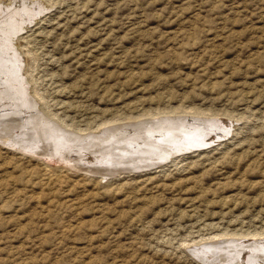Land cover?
<instances>
[{"label": "rangeland", "instance_id": "rangeland-1", "mask_svg": "<svg viewBox=\"0 0 264 264\" xmlns=\"http://www.w3.org/2000/svg\"><path fill=\"white\" fill-rule=\"evenodd\" d=\"M0 13V264H264V0Z\"/></svg>", "mask_w": 264, "mask_h": 264}, {"label": "bare ground", "instance_id": "bare-ground-1", "mask_svg": "<svg viewBox=\"0 0 264 264\" xmlns=\"http://www.w3.org/2000/svg\"><path fill=\"white\" fill-rule=\"evenodd\" d=\"M22 5H23V4H22ZM17 8H18V7H17ZM28 8H29V7H28ZM21 10H22V9H21ZM6 11H7V10H6ZM1 13H2V12H1ZM1 13H0V14H1ZM9 25H10V24H9ZM13 26H14V25H13ZM7 30H8V29H7ZM12 30H13V29H12ZM2 32H3V31H2ZM4 33H5V32H4ZM2 34H3V33H2ZM2 34H1V35H2ZM8 34L10 35L9 32H8ZM7 36H8V35H7ZM5 37H6V36H5ZM1 39H2V38H1ZM7 39H8V37H7ZM5 40H6V39H5ZM8 40H9V39H8ZM5 42H6V41H5ZM0 46H1V45H0ZM1 48H2V47H1ZM3 49H4V48H3ZM9 51H10V50H9ZM1 52H2V51H1ZM3 54H4V53H3ZM6 54H7V53H6ZM8 55H10V54H8ZM15 55H16V54H15ZM7 60H8V59H7ZM9 60H10V59H9ZM4 62H5V61H4ZM11 62H12V61H11ZM25 62H27V61H25ZM7 63H8V62H7ZM15 63H16V62H15ZM2 64H3V62H2ZM24 64H25V63H24ZM5 65H6V63H5ZM8 66H9V64L7 65V67H8ZM15 66H16V64H15ZM17 66H19V65H17ZM13 67H14V66H13ZM21 67H22V66H21ZM3 68H4V67H3ZM7 69H9V68H7ZM1 71H3V70H1ZM17 71H18V70H17ZM3 72H4V71H3ZM5 73H6V72H5ZM2 74H3V73H2ZM12 75H13V73H12ZM2 81H3V80H2ZM18 82H19V81H18ZM18 84H19V83H18ZM23 87H24V86H23ZM5 88H6V87H5ZM16 88H17V87H16ZM8 89H9V88H8ZM24 89H25V88H24ZM0 90H1V89H0ZM27 92H28V91H27ZM34 95H37V93L35 92ZM26 97H28V96H26ZM26 97H25V98H26ZM15 98H16V97H15ZM6 99H7V98H6ZM26 101H28V99H27ZM26 101H25V102H26ZM13 102H14V100H13ZM22 102H24V101H22ZM14 103H15V102H14ZM27 105H28V102H27ZM29 105H30V104H29ZM6 109H7V108H6ZM24 109H25V108H24ZM5 111H6V110H5ZM21 111H22V110H21ZM26 111H28L27 108H26ZM24 112H25V111H24ZM12 114L14 115V113H12ZM25 114H26V113H25ZM3 115H4V114H3ZM3 115H2V116H3ZM10 115H11V113H10ZM22 115H24V114H22ZM26 115H27V114H26ZM5 116H7V115H5ZM16 116H17V115H16ZM11 117H12V116H11ZM14 117H15V116H14ZM22 117H24V116H22ZM22 117H20V118H22ZM25 117H26V116H25ZM29 117H30V115H29ZM33 117H34V116H33ZM1 118H2V117H1ZM1 118H0V119H1ZM6 118H8V116H7ZM9 118H10V117H9ZM4 119H5V118H4ZM4 119H3V122L6 121V119H5V120H4ZM9 120H10V119H9ZM19 120L21 121V119H19ZM25 120H26V119H25ZM25 120H24V122H27V121H25ZM37 120H38V119H37ZM16 121H18V120H16ZM20 121H18V122H20ZM140 121H141V120H140ZM193 121H194V120H193ZM1 122H2V121H1ZM3 122H2V124H3ZM29 122H31V121H29ZM48 122L50 123L51 121H47V123H48ZM137 122H138V121H136V123H137ZM149 122H150V121H149ZM158 122H159V121H158ZM160 122H161V121H160ZM196 122H197V121H196ZM224 122H225V121H224ZM44 123H45V122H44ZM47 123H46V125H47ZM199 123L201 124V122H199ZM5 124H6V123H5ZM25 124H26V123H25ZM42 124H43V122H42ZM55 124H56V123H55ZM185 124H186V123H185ZM196 124H197V123H196ZM202 124H203V123H202ZM23 125H24V123H23ZM46 125H45V126H46ZM58 125H59V124H58ZM117 125H118V124H117ZM123 125H124V124H123ZM154 125H156V124L154 123ZM21 126H22V125H21ZM50 126H51V124H50ZM53 126H55V125L52 124V127H53ZM120 126H121V125H120ZM130 126H131V125H130ZM133 126H134V125H133ZM136 126H137V125H136ZM159 126H160V124H159ZM159 126H158V123H157V127H159ZM22 127H23V126H22ZM27 127H28V125H27ZM33 127H34V126H33ZM40 127H41V126H40ZM40 127H39V128H40ZM47 127H49V126H47ZM115 127H116V126H115ZM121 127H122V126H121ZM131 127H132V126H131ZM152 127H153V126H152ZM152 127H151V128H152ZM184 127H185V126H184ZM196 127H198V126H196ZM4 128H5V130L10 131V130H12L13 128H14V129H19L20 127H19V123L16 124L15 122H13V123H11V125H9L8 127H4ZM25 128H26V126H25ZM56 128H57V126H56ZM117 128H118V127H117ZM126 128H127V127H126ZM129 128H130V127H129ZM146 128H147V127H146ZM151 128H150V131H151ZM1 129H2V128H1ZM23 129H24V128H23ZM41 129H42V128H41ZM41 129H40V130H41ZM43 129H44V128H43ZM98 129H99V128H98ZM112 129H113V128H112ZM135 129H137V127H135ZM138 129H139V128H138ZM189 129L192 130L191 127H189ZM2 130H3V129H2ZM25 130H26V129H25ZM48 130H53V129L49 128ZM56 130H57V129H56ZM63 130H64V129H63ZM107 130H108V129H107ZM121 130H122V128H121ZM127 130H128V129H127ZM133 130H134V129H133ZM153 130H155V127H154ZM190 130H189V131H190ZM193 130H194V128H193ZM198 130H200V129H198ZM19 131H20V130H19ZM28 131H29V130H28ZM32 131H33V130H32ZM129 131H130V130H129ZM139 131H140V130H139ZM156 131H157V130H156ZM158 131H159V130H158ZM200 131H201V130H200ZM200 131H198V132H200ZM2 132H3V131H2ZM10 132H11V131H10ZM26 132H27V131H26ZM26 132H23V133H26ZM46 132H48V131H46ZM54 132H56L55 129H54ZM59 132H60V131H59ZM131 132H134V131L131 130ZM147 132H149V130H148ZM151 132H152V131H151ZM153 132H155V131H153ZM167 132H168V131H167ZM185 132H186V131H185ZM34 133H35V131L33 132V134H34ZM44 133H45V131H44L42 134L44 135ZM50 133H52V132H50ZM65 133H66V132H65ZM65 133H64V134H65ZM69 133H70V132H69ZM76 133H77V132H76ZM109 133H110V132H109ZM109 133H108V134H109ZM111 133H112V132H111ZM128 133H129V132H128ZM128 133H127V134H128ZM155 133H156V132H155ZM155 133H152V134L154 135ZM157 133H158V132H157ZM164 133H165V132H162V135H159V136H160V137L163 136ZM168 133H169V132H168ZM171 133H172V132H171ZM186 133H187V132H186ZM193 133H194V136H195V134H197V133H195L194 131H193V132H190V133H187V134H186V137H187V138L185 137L186 139H184V141H183V143H184L185 141L190 142L191 144H190L189 146H190L191 149L198 147V146H195V144H194L196 141H194L195 138H194V136H193ZM48 134H49V133H48ZM64 134H63V135H64ZM130 134H131V133H130ZM160 134H161V133H160ZM181 134H182V133H181ZM183 134H184V133H183ZM201 134H202V133H201ZM55 135H56V134H55ZM66 135H67V134H66ZM66 135H65V136H66ZM69 135H70V134H69ZM71 135H73V133H72ZM74 135H75V134H74ZM74 135H73V136H74ZM119 135H120V134H119ZM170 135H171V134H170ZM172 135H173V134H172ZM172 135H171V136H172ZM0 136H2V135H0ZM39 136H40V135H39ZM53 136H54V135H53ZM75 136H76V135H75ZM75 136H74V137H75ZM78 136H79V135H78ZM83 136L86 137V135H83ZM87 136H88V135H87ZM90 136H91V135H90ZM92 136H93V135H92ZM95 136H96V134H95ZM112 136H113V135H112ZM164 136H167V134H164ZM173 136H174V135H173ZM179 136H180V134H179ZM182 136H183V135H182ZM184 136H185V135H184ZM21 137H22V135H21ZM32 137H33V136H32ZM44 137H45V136H44ZM49 137H50V136H49ZM68 137H70V136H68ZM71 137H72V136H71ZM79 137H80V136H79ZM97 137H98V136H97ZM97 137H96V139H98ZM107 137H108V136H107ZM123 137H124V135L121 137L122 140H123ZM127 137L129 138L128 135H127ZM130 137H132V136H130ZM195 137L197 138L198 136H195ZM200 137H201V136H200ZM2 138H3V137H2ZM2 138H0V140H2ZM4 138H5V137H4ZM4 138H3V139H4ZM64 138H66V137H64ZM83 138H84V137H83ZM88 138H89V137H88ZM88 138H86V139H88ZM117 138H118V136H117ZM125 138H126V137H125ZM133 138H134V137H133ZM174 138H176V137H174ZM20 139H21V138H20ZM33 139L35 140V138H33ZM66 139H67V138H66ZM66 139H65V140H66ZM72 139H73V137H72ZM78 139H79V138H77V140H78ZM80 139H81V138H80ZM91 139H92V138H91ZM93 139H94V136H93ZM155 139H156V138H155ZM155 139H153L154 141L150 140L149 142L146 143V145L148 146V148H150V149H156V148H153V146H158L159 148H162V147H163L162 145H164L165 143H167L165 140H163V138H160V139L158 138V139H156V140H155ZM165 139H167V138H165ZM171 139H172V138H171ZM5 140H6V138H5L3 141H5ZM28 140H29V139H28ZM36 140H37V139H36ZM38 140H39V139H38ZM67 140H68V139H67ZM88 140H89V139H88ZM135 140H136V138L134 139V141H135ZM138 140H139V139H138ZM141 140H142V138H141ZM147 140H148V139H147ZM167 140L169 141V138H168ZM10 141H12V142H8V141H7V142H8V144H9L10 146L12 145L11 147H13V145H15V144H16V146H17V143H15L14 140H10ZM61 141H62V140H61ZM63 141H64V140H63ZM68 141L70 142V140H68ZM74 141H75V139H74ZM78 141H79V140H78ZM89 141L91 142V140H89ZM94 141H95V140H94ZM109 141H110V139H109ZM115 141H116V140H115ZM117 141H118V139H117ZM117 141H116V142H117ZM197 141H198V140H197ZM0 142H2V141H0ZM19 142H20V141H18V143H19ZM175 142H178V144H180L179 141H175ZM181 142H182V141H181ZM5 143H6V142H5ZM77 143H78V142H77ZM82 143H83V141H82ZM82 143H81V144H82ZM92 143H94V142H92ZM96 143H97V141H96ZM140 143H144V142H140ZM186 143H187V142H186ZM199 143H200V142H199ZM39 144H40V143H39ZM43 144H44V143H43ZM52 144H53V143H52ZM79 144H80V143H79ZM132 144H133V143H132ZM200 144H201V143H200ZM19 145H20V144H19ZM19 145L17 146L18 149H19V150H23V149L19 148V147H20ZM28 145H29V144H28ZM76 145H77V144H75V146H76ZM97 145H98V144H97ZM100 145H102V143H101ZM128 145H129V144H128ZM140 145H141V144H140ZM165 145H166V144H165ZM198 145H199V144H198ZM84 146H85V145H84ZM86 146H87V145H86ZM98 146H99V145H98ZM106 146H107V145H106ZM117 146H118V145H117ZM119 146H120V145H119ZM144 146H145V145H144ZM150 146H151V147H150ZM17 147H16V149H17ZM62 147H63V146H62ZM68 147H69V146H68ZM80 147H81V146H80ZM131 147H132V146H131ZM165 147H166V146H165ZM180 147H181V146H180ZM22 148H23V147H22ZM100 148H101V147H100ZM133 148H134V146H133ZM140 148H142V147H140ZM97 149H99V148H97ZM109 149H110V147H109ZM109 149H108V150H109ZM25 150H26V149H25ZM61 150H62V149H61ZM108 150H107V151H108ZM116 150H117V149H116ZM132 150H133V149H132ZM136 150H137V149H136ZM141 150H144V149H141ZM146 150H147V149H145V151H146ZM161 150H162V149H161ZM165 150H166V149H165ZM176 150H177V149H176ZM26 151H27V150H26ZM122 151H123V150H122ZM130 151H131V150H130ZM67 152H68V151H67ZM67 152H66V153H67ZM69 152H70V151H69ZM99 152H100V150H99ZM105 152H106V151H105ZM147 152H148V151H147ZM158 152H159V151H158ZM96 153H97V152H96ZM142 153H143V152H142ZM148 153H149V152H148ZM151 153H152V152H151ZM39 154H40V152H39ZM84 154H85V153H84ZM100 154H102V148H101V153H100ZM100 154H99V155H100ZM108 154H109V153H107V155H108ZM90 155H92V154H90ZM102 155H103V154H102ZM140 155H141V154H140ZM143 155H144V154H143ZM145 155H146V154H145ZM147 155H148V154H147ZM170 155H171V156H174V155H172V154H170ZM170 155L168 154V156H167V157L165 156L164 159L167 160V159L169 158ZM105 156H106V155H105ZM121 156H122V155H121ZM128 156H129V155H128ZM133 156H134V155H133ZM148 156H149V155H148ZM102 157H103V156H102ZM114 157H115V156H114ZM125 157H126V156H125ZM134 157H135V156H134ZM140 157H141V156H140ZM140 157H139V158H140ZM155 157H156V156H155ZM59 158H60V157H59ZM59 158H58V159H59ZM70 158H71V157H70ZM79 158H80V157H79ZM89 158H90V157H89ZM119 158H120V157H119ZM166 158H167V159H166ZM171 158H172V157H171ZM86 159H87V158H86ZM107 159H108V158H107ZM112 159H114V158H112ZM116 159H117V158H116ZM120 159H121V158H120ZM124 159H125V158H124ZM133 159H134V158H133ZM143 159H144V157H143ZM160 159H161V158H160ZM164 159L162 158V160H158V162H152V163H149V164H148L149 166H148V165H147V166L150 168V167H152V166L158 165V164H160V162H164ZM169 159H170V158H169ZM61 160H63V159H61ZM88 160H90V159H88ZM92 160H93V159H92ZM121 160H123V159H121ZM153 160H154V159H153ZM116 161H117V160H116ZM130 161H131V160H130ZM67 162H68V161H67ZM76 162H77V160H76ZM86 162H87V161H86ZM95 162H96V161H95ZM112 162H113V161H112ZM140 162H141V160H140ZM149 162H150V161H149ZM109 163H110V162H109ZM138 163H139V161H138ZM113 164H114V163H113ZM145 164H146V162H145ZM71 165H72V164H71ZM80 165H82V164H80ZM86 165H88V164H86ZM90 165H92V164H90ZM94 165H95V164L93 163V166H94ZM83 166H84V165H83ZM161 166H162V165H161ZM97 167H98V166H97ZM100 167H101V166H100ZM102 167H103V166H102ZM105 168H106V167H105ZM115 168H116V167H115ZM117 168H118V167H117ZM137 168H138V165H137ZM141 168H143V167H141ZM141 168H140V170H141ZM144 168H145V167H144ZM77 169H78V168H77ZM87 169L90 170L91 168H87ZM133 169H134V167H133ZM145 169H147V168H145ZM75 170H76V169H75ZM80 170H81V169H80ZM91 170H92V169H91ZM93 170H94V169H93ZM108 170H109V169H108ZM143 170H144V169H143ZM99 171H100V168H99ZM115 171L117 172V169H116ZM125 171H126V170H125ZM127 171H128V170H127ZM132 171H134V170H132ZM136 171H137V170H136ZM141 171H142V170H141ZM111 172H112V169H111ZM91 173H92V172H91ZM104 173H105V172H104ZM109 173H110V172H109ZM109 173H108V174H109ZM112 173H113V172H112ZM117 173H118V172H117ZM120 173H122V172H120ZM120 173H119V174H120ZM116 175H117V174H116ZM216 237H217V236H216ZM257 237H259V235H252V236H251V238H253V239H254V238H257ZM214 238H215V237H214ZM228 240H229V239H228ZM253 241H254V240H253ZM258 241H259V240H258ZM241 246H242V245H241ZM249 246H251V245H249Z\"/></svg>", "mask_w": 264, "mask_h": 264}]
</instances>
